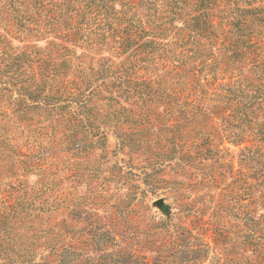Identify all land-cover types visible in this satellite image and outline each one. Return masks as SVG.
I'll list each match as a JSON object with an SVG mask.
<instances>
[{"label":"rangeland","instance_id":"374dc122","mask_svg":"<svg viewBox=\"0 0 264 264\" xmlns=\"http://www.w3.org/2000/svg\"><path fill=\"white\" fill-rule=\"evenodd\" d=\"M141 2L139 13L161 0ZM76 9L0 0V264H264V107L238 138L239 104L222 89L251 64L208 42L189 58L175 21L145 36L154 59L125 87L100 77L102 58L125 56L114 44L97 46L87 26L65 39ZM174 66L191 74L194 105L146 97L144 81L172 88ZM81 75L94 111L43 104Z\"/></svg>","mask_w":264,"mask_h":264},{"label":"trees","instance_id":"16d2710c","mask_svg":"<svg viewBox=\"0 0 264 264\" xmlns=\"http://www.w3.org/2000/svg\"><path fill=\"white\" fill-rule=\"evenodd\" d=\"M75 1L77 9L72 26L66 30L65 39L74 42L83 26H87L89 33L92 32L97 36V46L101 47L108 41L114 44L109 47L119 48L122 51L121 55L125 56L120 63H115L114 66L111 65L113 63L110 58H102V60L108 61H105L106 66L105 62L104 65L102 64L103 72H101L105 74H101L100 77L111 78L114 82L118 80L125 87L131 86L135 89L140 84L137 82L135 71H133L135 62H147L154 59L151 56L154 48L152 46L155 44H153L154 39H145V36L154 37V29H166L175 21L181 23L178 26L179 30H185L180 41H182L184 52L188 54L189 58H191L190 54L192 57H195V53L202 55L208 45L204 42H208L209 45L212 44L220 50L228 62H237L243 65L250 63L251 67L246 69L245 74H240L241 78L232 79V76L229 77L232 81L225 83L222 88L225 90L228 100L231 97L239 104L237 120L241 130L236 136L238 138L247 137L245 131L248 130L247 124L252 118V109L261 110L264 107V61L260 59L264 49V7L256 3V0H161L160 8L157 4H153L154 6L150 5L142 13H139L138 10L141 1L155 3L157 0ZM115 1H119L122 9L117 10L113 6L112 2ZM202 40L204 41L202 42ZM150 43L151 45H149ZM57 45L59 47L54 52L61 62L66 63L64 57L65 54L68 55L69 50L63 44ZM146 45L151 46L149 50L145 49ZM243 49L248 51L246 53H249V56L242 59L246 54ZM43 69L46 70L44 67ZM42 73L46 77L48 76L46 72ZM171 74L174 80L171 89H163L160 80L154 81V85L150 82H142L141 84L146 83L149 86L146 97L150 100L156 98L160 102H162L161 99L174 101L183 99L184 103L194 105L193 100L187 101L191 95L188 90L191 84L189 82L191 74L190 76L182 74L175 66L171 70ZM249 74L254 75L255 78L247 76ZM181 76L183 81L179 80ZM192 78H195V72ZM90 83L91 79L88 76L81 75L79 81H74L72 88L65 87L61 93H49L47 96H43V104L48 106L53 104L50 101L58 98L63 102H68L69 107H71V103L75 104L76 107L73 106L74 113L78 115L90 114L95 108L90 105L92 96L82 92L83 89L86 90L84 85ZM113 85L119 86L120 84L113 83ZM71 89L75 90V94ZM170 111L172 112L171 109ZM170 126L169 128H175V125L171 124Z\"/></svg>","mask_w":264,"mask_h":264},{"label":"water","instance_id":"95a60500","mask_svg":"<svg viewBox=\"0 0 264 264\" xmlns=\"http://www.w3.org/2000/svg\"><path fill=\"white\" fill-rule=\"evenodd\" d=\"M155 203L158 205V206H162L163 205V201L161 199H157L155 200Z\"/></svg>","mask_w":264,"mask_h":264}]
</instances>
